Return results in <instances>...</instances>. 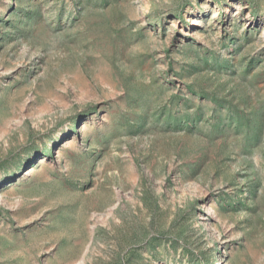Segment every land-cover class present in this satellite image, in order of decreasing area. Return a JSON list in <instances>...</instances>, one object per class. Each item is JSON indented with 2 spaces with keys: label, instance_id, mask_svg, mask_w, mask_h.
<instances>
[{
  "label": "rangeland",
  "instance_id": "obj_1",
  "mask_svg": "<svg viewBox=\"0 0 264 264\" xmlns=\"http://www.w3.org/2000/svg\"><path fill=\"white\" fill-rule=\"evenodd\" d=\"M0 264H264V0H0Z\"/></svg>",
  "mask_w": 264,
  "mask_h": 264
}]
</instances>
